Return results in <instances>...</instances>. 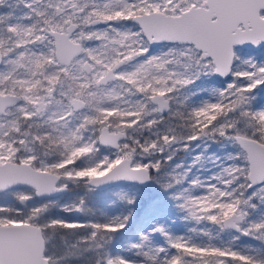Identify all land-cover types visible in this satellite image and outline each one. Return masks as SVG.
Returning <instances> with one entry per match:
<instances>
[{
  "label": "snow or ice",
  "instance_id": "snow-or-ice-1",
  "mask_svg": "<svg viewBox=\"0 0 264 264\" xmlns=\"http://www.w3.org/2000/svg\"><path fill=\"white\" fill-rule=\"evenodd\" d=\"M0 264H264V0H0Z\"/></svg>",
  "mask_w": 264,
  "mask_h": 264
}]
</instances>
